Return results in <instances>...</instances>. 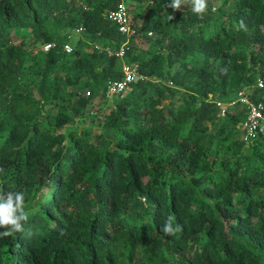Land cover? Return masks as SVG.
Masks as SVG:
<instances>
[{"label":"trees","instance_id":"16d2710c","mask_svg":"<svg viewBox=\"0 0 264 264\" xmlns=\"http://www.w3.org/2000/svg\"><path fill=\"white\" fill-rule=\"evenodd\" d=\"M121 1L0 0V191L29 214L0 264H264V139H240L246 106L215 103L264 100V0L203 20L191 0L173 20L171 0H124V58ZM124 63L137 79L107 98Z\"/></svg>","mask_w":264,"mask_h":264},{"label":"built area","instance_id":"2783aa9c","mask_svg":"<svg viewBox=\"0 0 264 264\" xmlns=\"http://www.w3.org/2000/svg\"><path fill=\"white\" fill-rule=\"evenodd\" d=\"M107 18L111 22L117 24L119 32L126 37V43L122 45L118 53L120 58H124L132 41H139V25H134L131 22V13L124 0H122L115 9L108 12ZM82 32L83 28H79L77 29L76 34H81ZM149 36H152V33H149ZM54 48H56L55 44H46L43 46V50L45 52ZM63 50L67 54H72L74 52V47L70 43H66L63 46ZM122 69L124 75L123 79L109 83L106 93L107 98L111 99L114 96L123 94L128 90L129 86L136 81L138 74L134 66L124 63ZM257 88L259 90H264V80H258ZM89 94L90 93L88 92L87 95ZM215 103L219 109L220 118H225L229 109L234 107L236 104L246 106L247 112L245 119L238 126L240 139L248 144L258 141L259 139H264V100H252L250 93L244 90L241 91L238 94V98L232 102L225 103L216 101Z\"/></svg>","mask_w":264,"mask_h":264},{"label":"clouds","instance_id":"9594fccd","mask_svg":"<svg viewBox=\"0 0 264 264\" xmlns=\"http://www.w3.org/2000/svg\"><path fill=\"white\" fill-rule=\"evenodd\" d=\"M182 0H171L166 5L172 10L173 14L168 15L169 20L175 18L174 13L180 11ZM192 12L200 20L205 18L207 11V0H191ZM215 11V9H213ZM243 21H240V27H243ZM4 169L0 168V173ZM29 221V214L25 209V193L23 191H0V238L12 236L14 233L25 232V225ZM180 226L173 224V217L168 216L161 231L166 235H174L180 231Z\"/></svg>","mask_w":264,"mask_h":264},{"label":"rangeland","instance_id":"374dc122","mask_svg":"<svg viewBox=\"0 0 264 264\" xmlns=\"http://www.w3.org/2000/svg\"><path fill=\"white\" fill-rule=\"evenodd\" d=\"M207 3L210 4L212 6V8L215 7L216 9H219L221 7V5H222L221 0H207ZM129 7H130V9H132L134 7V4L133 3H130L129 4ZM15 39L18 40L19 38H15ZM141 45H143L144 47H147V44H146L145 41H143L141 43ZM87 123L88 124H91V120H89ZM96 123H97V121H96Z\"/></svg>","mask_w":264,"mask_h":264}]
</instances>
